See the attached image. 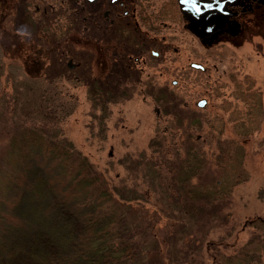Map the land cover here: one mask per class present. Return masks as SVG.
<instances>
[{
	"label": "rangeland",
	"instance_id": "374dc122",
	"mask_svg": "<svg viewBox=\"0 0 264 264\" xmlns=\"http://www.w3.org/2000/svg\"><path fill=\"white\" fill-rule=\"evenodd\" d=\"M54 1L0 0V201H11L1 203L0 226L26 188L13 180L15 163L35 132L46 148L61 144L86 159L89 174L117 197L132 194L131 220L154 216L160 240L166 223L178 221L208 264L214 252L253 247L252 260L264 264V4L241 14L237 35L209 44L183 26L163 27L152 36H165V54L132 70H117L108 49L101 80L83 14L67 24ZM194 60L210 69L190 67ZM203 97L209 106L199 105ZM46 152L30 157L45 168ZM36 191H28L30 204L20 200L29 222Z\"/></svg>",
	"mask_w": 264,
	"mask_h": 264
},
{
	"label": "trees",
	"instance_id": "16d2710c",
	"mask_svg": "<svg viewBox=\"0 0 264 264\" xmlns=\"http://www.w3.org/2000/svg\"><path fill=\"white\" fill-rule=\"evenodd\" d=\"M26 134L32 147L28 154L16 159L13 176V180L25 181L26 188L17 191L18 201L11 204L15 213L8 224L0 226V264H185L188 261L186 253L197 249L199 244L194 247L189 244L191 233L175 231L174 224L166 223L165 230L160 233L166 236L160 240L154 216L143 220L150 221L148 223L131 220L132 194L114 195L113 190L99 183V177L89 174L90 164L78 153H74V159L73 153L61 144L46 148L42 136L35 132ZM34 150H48L47 156L52 155L45 168L39 165V157H30ZM37 158L38 161L34 160ZM194 158L202 159L197 155ZM41 160L44 162L45 158ZM27 169L32 177L28 180L23 177ZM7 188L13 189L9 185ZM192 188L198 191L197 195L201 194V189ZM29 189H37L35 202L27 208L31 210L30 222L22 207L24 202L20 201L30 204ZM202 191L209 198L214 196V193ZM36 199L38 202L46 200L45 204L40 205ZM3 200L6 204L11 202L7 194L4 195L0 208ZM182 237L183 247L176 245ZM254 249L242 248L239 255L230 257L214 252L211 264L241 261L263 264L252 260L256 255Z\"/></svg>",
	"mask_w": 264,
	"mask_h": 264
},
{
	"label": "flooded vegetation",
	"instance_id": "af4514ba",
	"mask_svg": "<svg viewBox=\"0 0 264 264\" xmlns=\"http://www.w3.org/2000/svg\"><path fill=\"white\" fill-rule=\"evenodd\" d=\"M183 1L166 0L164 4L160 3V6H158L157 0H57L54 2L64 12L67 24L71 21L68 19V15L83 14L82 20L85 26L82 33L85 32L88 38L95 39L98 50L96 53L99 56L97 66H101L99 75L101 80L107 78V66L105 65L107 55L105 53L108 49L116 51L114 55L117 70L126 66L132 70V64L135 67L146 65L149 57L155 60L165 54L167 45L166 43L161 45L160 42L165 36H161L160 39L157 36H152V33L159 32L161 28L183 26L186 30L193 32L197 38L209 44L219 40L218 38L221 36L234 35L232 31L228 30V24L238 21L241 26V14L264 4V0H227L225 9L222 8L220 17L222 20H219L222 22L223 18L226 19L222 24L225 30H221L218 34L215 33V29H202L206 22L197 19L198 12H194V8H192L193 4L204 5L203 2L208 0H190V5L184 4ZM49 2L51 4L53 0H49ZM184 7L190 10L183 9ZM167 17L169 20H166ZM212 17L214 16L212 15ZM151 40L159 42V45ZM154 50L155 52H153ZM125 60H127L126 65H124ZM200 62L204 64V62ZM190 65L199 71L202 69V67L201 69L195 68L192 63ZM203 66L204 70L210 69L205 64Z\"/></svg>",
	"mask_w": 264,
	"mask_h": 264
},
{
	"label": "water",
	"instance_id": "95a60500",
	"mask_svg": "<svg viewBox=\"0 0 264 264\" xmlns=\"http://www.w3.org/2000/svg\"><path fill=\"white\" fill-rule=\"evenodd\" d=\"M227 0H208L206 2H203L204 5H195L193 4L192 8H194V12H198L197 14V19H199L200 21L201 20H205L206 22V25L202 28V29H206V30H214L216 32L219 31V28L220 26L224 23L223 21H225L226 19L223 18V21L220 22V17L222 16L221 14V10L222 8L225 9V3H226ZM184 4H188L190 5V0H184L183 1ZM183 9H187V10H190L188 9L187 7H184ZM209 12H212V13H209ZM209 13V14H208ZM214 16L211 18V16ZM220 20V21H219ZM231 25H233V28H234V33L238 32L239 29H237L236 27L239 26L238 22H234V23H231ZM198 32V30H197ZM202 33H203V30H202ZM194 66L196 67H199V68H204V66L200 63V64H197V63H193ZM205 102H206V99H202L200 102H199V105H205Z\"/></svg>",
	"mask_w": 264,
	"mask_h": 264
},
{
	"label": "bare ground",
	"instance_id": "6f19581e",
	"mask_svg": "<svg viewBox=\"0 0 264 264\" xmlns=\"http://www.w3.org/2000/svg\"><path fill=\"white\" fill-rule=\"evenodd\" d=\"M201 71H205L206 72V70H204L203 68L201 69ZM168 224V223H167ZM169 224H174L175 225V228H174V230L176 231V230H178V231H180V232H187V228H185V225L183 226V224L182 223H179L178 221H175L174 223L173 222H171V223H169ZM177 224V225H176ZM186 229V230H185ZM178 246H182V245H180V244H178ZM183 247V246H182ZM181 247V248H182ZM186 258H187V260H190L189 261V263H191V264H200V263H204V264H208L206 261H205V256H204V254L201 252V250L200 249H197V251H194V252H192V251H189L188 253H186ZM212 263V262H211ZM211 263H209V264H211Z\"/></svg>",
	"mask_w": 264,
	"mask_h": 264
}]
</instances>
